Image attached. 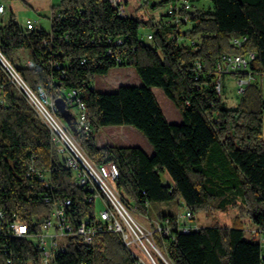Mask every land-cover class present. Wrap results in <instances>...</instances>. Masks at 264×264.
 <instances>
[{"label": "trees", "instance_id": "1", "mask_svg": "<svg viewBox=\"0 0 264 264\" xmlns=\"http://www.w3.org/2000/svg\"><path fill=\"white\" fill-rule=\"evenodd\" d=\"M172 1L155 0L153 7ZM187 1L189 21L182 28L125 15L113 0H60L52 5L50 30L0 20V50L14 65L19 49L31 52L30 65L15 66L33 88L42 86L54 99H63L67 89L79 92L93 132L77 130L65 99L66 110L57 108V113L92 161L117 163V187L135 211L143 213L150 201L176 198L193 214L212 202L224 211L247 206L250 220L264 233L262 88L247 85L230 106L222 98L224 85L221 93L216 90V64L225 53L254 52L251 69L264 77V0H212L207 10L193 8L201 0ZM144 25L152 27L150 42L140 34ZM44 38L50 39L47 45ZM116 66H133L141 83L122 84L115 91L92 87L96 75ZM155 86L173 100L183 122L167 119ZM107 125H132L154 153L138 145H99L95 131ZM31 165L49 170L55 185L50 203L42 200L47 189L38 177L26 176ZM165 172L170 183L163 180ZM85 192L74 185L47 125L0 67V211L5 221L36 219V229L55 202L70 196V220L77 224L94 212L92 202L82 201ZM1 226L0 264H40V248L30 238L11 236ZM166 254L171 264H264V245L247 235L240 217L232 224L176 231ZM54 261L133 264V257L118 232L105 231L93 246L73 237Z\"/></svg>", "mask_w": 264, "mask_h": 264}, {"label": "built area", "instance_id": "2", "mask_svg": "<svg viewBox=\"0 0 264 264\" xmlns=\"http://www.w3.org/2000/svg\"><path fill=\"white\" fill-rule=\"evenodd\" d=\"M113 2L120 9L118 0H113ZM190 9L191 4L187 0L172 1L167 5L166 13L161 19L167 25L182 26L189 21L187 11ZM4 11L5 6L0 3V13ZM36 22L37 20L28 18L26 27L29 30L35 29L37 28ZM152 37V32L147 34L148 39ZM234 41L238 43L241 40L235 39ZM49 42L50 39H43V44L47 45ZM254 57V52L223 54L216 64V73L219 76L216 83L217 92L222 91L224 74L235 75L241 72L245 74L235 76L239 85L238 92H244L246 86L254 79L255 72L250 65ZM54 65L58 67L57 62ZM0 67L5 72L8 81L25 96L49 128L55 151L64 158L65 166L71 170L74 185L84 187L86 190L82 201L92 202L94 206L92 217L86 214L77 224H74L69 214L73 199L65 196L53 204L50 215L43 218L36 229L34 228L36 219H33L31 223L16 218L6 222L4 213L0 211V225L4 226V230L14 237L30 238L40 248V264H54L56 255L67 250L73 237L77 236L86 245L93 246L96 236L105 231H114L121 235L126 248L133 257V264H160L159 260L171 264L166 250L169 243L176 239V231L190 232L201 227L192 221L193 213L186 209L185 213H178L174 216L166 215L160 221L156 220L153 228L137 219L133 214L135 208L126 202L117 187L120 175L117 163L92 161L76 140L74 133L59 117L55 99L50 97L42 86L37 88L30 86L14 63L1 50ZM196 68H201L200 62L196 63ZM61 95L77 109V119L74 122L77 130L88 134L93 132L87 104L79 92L71 88L63 91ZM32 174H35L47 189L42 195V200L50 203L52 201L50 191L55 189V185L51 180L49 170H41L31 165L26 176ZM97 200L102 204L98 212L95 211ZM254 235L251 237L257 238L264 245L262 232L257 229ZM89 264L93 262L90 261Z\"/></svg>", "mask_w": 264, "mask_h": 264}, {"label": "rangeland", "instance_id": "3", "mask_svg": "<svg viewBox=\"0 0 264 264\" xmlns=\"http://www.w3.org/2000/svg\"><path fill=\"white\" fill-rule=\"evenodd\" d=\"M60 0H0L5 6V11L0 13V20L7 22L10 19H14L21 25L26 27V19L30 18L37 20L36 25L38 28H45L50 30L51 22L50 15L52 12V5L58 3ZM121 3L122 12L127 15V10L125 7H131L133 4H141L136 10V16H140L143 19L152 18L155 23L162 22V15L166 13L167 3L153 7L155 0H129L125 4L124 0H119ZM213 6L212 0H201L194 4L195 8H205L211 9ZM188 25H191L188 23ZM186 26V25H184ZM149 31H152L151 26H142L140 28V34L142 38L150 42L147 38ZM32 63V55L29 50L19 49L15 53V65H30ZM247 77V76H246ZM222 82L224 85L223 89V101L227 106L235 104L239 101L240 94L238 92L239 85L238 80L234 74H224L222 76ZM92 86L103 90L117 89L119 85L122 84H140L141 79L137 74L133 66H116L113 67L109 73L96 75L92 80ZM252 83L262 88L264 94V77L262 78L259 73L254 74V79ZM154 92L156 97L169 121L176 123L183 122L182 116L176 107L172 99H170L161 87L155 86ZM73 113V121L77 119V109L76 107H71ZM132 125H126V127L121 128L119 125H107L102 126L95 131V139L98 143H109L115 145H131V144H142L141 136L145 139L146 137L138 130L133 131ZM263 134H264V113H263ZM147 140V139H146ZM163 180L165 182H171L168 173L163 174ZM102 204L97 200L96 212L100 210ZM186 206L181 198H176L168 201H150L144 212L133 210V214L137 219L146 224L147 226L153 228L155 221H160L163 214H169L173 212L180 211V213L186 212ZM193 222L197 223L199 226H209L215 224H232L237 221V218L242 219L244 226L246 228V233L249 236H253L257 233V227L250 220V215L247 211V206H229L227 210H220L214 202H212L206 208L199 210L193 214ZM264 235V233L262 232ZM255 236V235H254Z\"/></svg>", "mask_w": 264, "mask_h": 264}, {"label": "crops", "instance_id": "4", "mask_svg": "<svg viewBox=\"0 0 264 264\" xmlns=\"http://www.w3.org/2000/svg\"><path fill=\"white\" fill-rule=\"evenodd\" d=\"M125 1V4H127L128 2H129V0H124ZM118 2H119V4H120V9H121V3H120V1L118 0ZM134 3H136L135 2V0H134ZM141 4H133L131 7H125L126 8V10H127V15H134L135 13V10L140 6ZM122 11V10H121ZM124 14V13H123ZM28 19V18H27ZM26 19V20H27ZM153 22H154V20H153ZM182 28H184V26H182ZM150 32H152V31H149V33ZM120 86V85H119ZM118 86V87H119ZM93 88H95V89H98V90H100V91H110V90H103V89H100V88H97L96 86H92ZM117 87V88H118ZM153 88V90H154V87H152ZM111 90L112 91H115L116 89H113V87H111ZM237 103V102H236ZM235 103V104H236ZM235 104H232V105H235ZM168 119V118H167ZM171 122H173V121H171ZM119 126H121V128H124V127H126V125H119ZM129 126V125H128ZM133 129V131H135V132H137V130H135V128H132ZM138 133V132H137ZM141 140H142V144H131V145H138V146H140V147H142L145 151H146V153H148L149 155H152L153 153H154V149H153V147H152V145L149 143V141L148 140H146L143 136H141ZM98 144L99 145H102L103 143H99L98 142ZM127 145V144H126ZM126 145H122V146H126ZM170 183V182H169ZM178 213H180V211H175V212H173V213H169V214H174V215H176V214H178Z\"/></svg>", "mask_w": 264, "mask_h": 264}, {"label": "water", "instance_id": "5", "mask_svg": "<svg viewBox=\"0 0 264 264\" xmlns=\"http://www.w3.org/2000/svg\"><path fill=\"white\" fill-rule=\"evenodd\" d=\"M55 103H56L57 108H59L62 112H64L66 110L64 107V102H63L62 98L55 99ZM174 123H176V122H174Z\"/></svg>", "mask_w": 264, "mask_h": 264}]
</instances>
